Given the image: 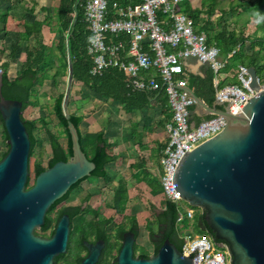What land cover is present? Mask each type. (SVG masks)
<instances>
[{"label":"water","instance_id":"1","mask_svg":"<svg viewBox=\"0 0 264 264\" xmlns=\"http://www.w3.org/2000/svg\"><path fill=\"white\" fill-rule=\"evenodd\" d=\"M69 75L63 113L73 144V157L39 174L30 188L31 139L23 120V102L6 99L0 69V114L6 129L9 151L0 160V264H54L67 252L70 217L64 215L50 239L36 235L45 224L51 207L79 181L96 169L82 150L77 128L71 121L70 97L74 68L68 53ZM250 88L259 90L255 68H248ZM203 115L224 117L225 129L186 153L174 176L175 193L190 207L204 212V220L215 241L225 242L230 264H264V91L249 100L243 114L207 105L188 88ZM216 241V242H217ZM184 243V242H183ZM218 243V242H217ZM134 239L125 240L118 264H193L199 249L185 256L170 240L145 260H133ZM92 252L81 264H95Z\"/></svg>","mask_w":264,"mask_h":264},{"label":"trees","instance_id":"2","mask_svg":"<svg viewBox=\"0 0 264 264\" xmlns=\"http://www.w3.org/2000/svg\"><path fill=\"white\" fill-rule=\"evenodd\" d=\"M228 11L220 8L222 0H201L200 8L191 6L190 1L186 2L181 10L190 16L195 23V32L198 34H205L207 43L210 46L217 47L220 50V56L223 59H228V56L235 51V54L230 59V64L233 69H237L239 65L255 68L260 81L264 83V0H229ZM68 6L64 11L63 28L61 33L64 37L60 38L55 48L59 54H55L54 50L42 46L35 48L28 53L26 62L22 69L18 72L17 77L10 79L8 75L9 65L2 64L0 69L3 71V86L2 93L6 99L19 100L23 102V112L29 107L30 100L33 95H36L38 88L43 87L46 81L53 82V88L59 89L62 79L68 77L69 64L67 60L68 52L71 54L73 68H74V85L80 84L88 86L96 94L103 99L121 102L127 109L143 110L152 101L157 100L162 106V113L165 117V125L172 121L173 114L168 101V96L165 89H161L156 93L133 92L129 89L126 76L117 69H110L101 75L93 76L91 74L93 59L88 54V44L90 38V31L85 20L83 11L79 10L75 17L70 14L75 12L72 0H66ZM220 16L217 20H213L216 13ZM231 15V18L228 15ZM8 12L3 13L2 21L6 22ZM256 25V33L259 37H251L248 29L252 24ZM31 35L27 33L26 36ZM247 44L250 45V50H247ZM3 53V52H2ZM0 53V56L2 55ZM229 70V69H227ZM54 72V73H53ZM204 77L189 76L191 87L194 89L196 95L202 99L207 105L215 106L216 89L214 86V73L205 66L203 68ZM232 84H237V80H231ZM73 85V86H74ZM225 85L224 83L222 86ZM63 90L59 92L54 100V114L59 120L61 127L64 129L66 136V143L63 144L60 137L47 128L43 120H24L26 128L31 139V153H30V170L31 162L36 154V150L41 146V142L37 139L35 131L38 130V123L43 124L46 133L49 137L51 146V157L45 163L42 159L37 158L34 163V175L36 177L47 169L53 167L58 162H68L73 157V144L68 130V121L63 113V99L65 95ZM196 106L191 108L192 121L200 123L203 119H210L213 116H198ZM224 109L223 107H218ZM69 110L71 121L78 130L80 136V143L82 150L87 158L96 164V169L90 177H87L77 184L72 186L69 192L59 201H57L50 209L46 219L48 223L52 222L50 216L55 206L70 197V195L78 189L85 181H90V178L101 179L105 184H110L113 179L107 172V166L116 161V156L109 154V148L113 144L109 142L104 131L84 135L81 131V123L84 117L76 115L71 109V102H69ZM0 123L3 127V132L0 138L3 137L7 146V151L0 156L2 160L9 151L7 145L8 135L4 127V123L0 114ZM163 148V146H162ZM162 150V149H161ZM160 150V151H161ZM133 185L145 183L148 187V194L153 198H161L163 196V189L158 177L152 175L149 171L143 170L138 175L132 176ZM119 188L111 192L110 199H106L101 208L111 209L118 215H124L127 210V203L129 201V185L125 180H121ZM31 177H29L27 187L30 188ZM90 197V196H89ZM88 200V199H87ZM160 213L147 221V231L151 237H154L158 231L163 232V240L158 243L155 253L159 251L165 240H170L181 251L183 240L182 232L178 226V218L184 213V210L178 204L168 201H160ZM100 208V209H101ZM99 209V210H100ZM196 210L194 221L191 226L195 230V234H208L214 238L213 232L210 230L204 220V212L200 209ZM97 211L96 216H101ZM91 213L90 209L86 211V215ZM103 216V214H102ZM109 218L106 222H112ZM156 225L157 230L154 229ZM184 227H190L189 222H184ZM46 227H41V230ZM217 241V240H216ZM218 243L225 242L217 241Z\"/></svg>","mask_w":264,"mask_h":264},{"label":"built area","instance_id":"3","mask_svg":"<svg viewBox=\"0 0 264 264\" xmlns=\"http://www.w3.org/2000/svg\"><path fill=\"white\" fill-rule=\"evenodd\" d=\"M73 14L83 11L91 35L88 54L93 59L91 74L101 75L117 69L126 76L133 92L156 93L165 89L173 114L167 125L168 141L161 151L157 177L163 189V200L178 204L184 213L178 218L185 256L198 254L193 264H230L227 246L208 234H195L191 227L196 210L186 204L173 188V176L186 153L219 135L226 127L224 117L217 115L192 121L191 108L196 100L188 91V61L195 60L214 73L215 101L233 115L243 114L251 98L264 91L250 88L248 67L233 69L230 59H223L217 47L207 43L205 34L195 32L194 20L181 8L188 0H72ZM237 84L221 86L224 71ZM209 116V115H205Z\"/></svg>","mask_w":264,"mask_h":264},{"label":"crops","instance_id":"4","mask_svg":"<svg viewBox=\"0 0 264 264\" xmlns=\"http://www.w3.org/2000/svg\"><path fill=\"white\" fill-rule=\"evenodd\" d=\"M190 3L194 8H200L197 4L195 5L193 2ZM67 6L68 3L66 0H0V53L3 52L0 56V66L2 64L9 65L8 75L11 80L17 77L18 72L22 69L28 53H30L31 50L42 46L52 50L55 48L57 41L64 37V34L61 33L64 24L62 18ZM4 12H8L5 23L2 21ZM70 16L75 17L76 14L72 13ZM29 32L31 35L26 36ZM248 32L251 37L260 36V34L256 33V25L254 23L249 26ZM53 50L55 54H59L56 49ZM247 50H250L249 44H247ZM204 67V65H201L195 60H189L187 71L190 75L204 77ZM229 72L230 70H225L223 72L224 79L221 81V86L223 83L225 85L232 84L229 82L235 79L228 77ZM64 79H62L63 81L59 89L61 85H63ZM47 82L50 84L49 89H52L51 86L53 87V82L50 80L45 83ZM43 86L45 87V84ZM73 87L70 97L71 109L76 115L84 117L81 123L82 133L86 135L100 131L105 132L109 142L113 144L108 150L109 154L116 156V161L107 166V172L112 179L114 177L113 175H119L122 177L120 181L125 180L130 183L129 201L127 203V210L123 216H136L139 221L141 233L143 232L142 234L145 233L148 235L149 233L146 228L150 215L142 220V207L135 205L137 200L134 199L136 197V191H139L138 189L144 191L145 194H148L149 189L145 183L133 185L131 184V180L133 175H138L143 170H147L157 177L159 169L161 168V151L168 141V134L166 131L167 125H165V117L162 113L161 104L157 100H154L143 110H138L134 108L127 109L121 102L106 99L107 115L104 122H102V126H104L84 131L83 124L85 121L90 123V120L84 113L79 114V111L76 109V104L89 100L100 102L103 98L92 91L88 86L76 84ZM189 88L193 89L190 85V81ZM59 89L54 88V91L50 90L54 100L60 92ZM34 105L31 98L29 107L23 112V118L25 120H35L30 116ZM83 108L86 109L87 106L85 105ZM150 111H154L153 114L150 113L149 115ZM195 113L200 117H205L198 108H196ZM145 114H147L149 120H145ZM39 120H42V118ZM41 127H43L42 123ZM159 127L162 128V132L158 130ZM100 181L103 180L99 179L98 182ZM119 183L116 184L117 187L113 189V191L119 188ZM108 185L109 184L106 186ZM90 192L92 196L90 203L92 208L95 210L100 209L101 205L95 204L97 201H93L95 197L93 196L94 193L91 190ZM110 197L111 195H106L103 201H106V199ZM146 199L151 203L154 202V199H157V206L152 203L151 208H153V211L155 209L160 210L159 203L162 201L163 196L161 198H153L148 194ZM129 210L131 212L127 213ZM108 212L114 213L113 210L106 209V216ZM142 243H145L144 239Z\"/></svg>","mask_w":264,"mask_h":264},{"label":"flooded vegetation","instance_id":"5","mask_svg":"<svg viewBox=\"0 0 264 264\" xmlns=\"http://www.w3.org/2000/svg\"><path fill=\"white\" fill-rule=\"evenodd\" d=\"M79 188L75 190L78 193L76 197L72 199L75 192L73 191L68 199L55 206L50 214L52 222L46 226L48 223L46 219L43 225L46 229L36 231L37 236L50 239L62 217L69 215L70 234L67 252L57 255L54 264H81L92 252L97 253L98 259L95 264H118L122 246L129 237L134 239L131 256L133 260H145L156 254V247L163 240V232L160 234L157 231L154 237L148 234V241L142 243L141 228L136 216H124L119 222L115 219L106 222L109 218L105 213L103 216H96L95 213L99 210L93 209L90 204L91 192L80 191ZM88 209L91 213L86 215ZM159 213L160 210L155 209L150 216L155 217Z\"/></svg>","mask_w":264,"mask_h":264},{"label":"rangeland","instance_id":"6","mask_svg":"<svg viewBox=\"0 0 264 264\" xmlns=\"http://www.w3.org/2000/svg\"><path fill=\"white\" fill-rule=\"evenodd\" d=\"M190 2H193L195 5L197 4L198 6L201 5V0H188ZM229 0H222V4L220 5V8H224V10L228 11L229 9ZM220 16V13L217 12L216 15L213 17V20H217L218 17ZM229 18H231V15H228ZM67 82H68V77L64 79L63 85H61L59 91L66 90L67 88ZM50 84L49 82L45 83V87L38 88V92L36 95L32 96V103L35 104L32 107L31 111V118L35 120H39L42 118L43 122L47 126L49 130H51L53 133L57 134L60 137V140L63 144L66 143V136L64 133V129L61 127L58 119L56 118L54 111H53V103H54V97L52 96V93H50V90H53L54 88L51 86L52 89H49ZM74 88V87H73ZM76 90V88H75ZM54 91V90H53ZM73 91V89H72ZM98 98V97H97ZM87 106L86 109L83 107L85 105ZM76 109L79 111V114L84 113L85 116H87L90 120V123L88 121H85L83 124V130H92L96 127H103L102 122H104V119L106 118V100L101 99L100 102L95 100H89V101H84V102H79L76 104ZM154 112V111H153ZM152 111L149 112L153 114ZM148 115V116H149ZM145 120H149L147 118V114H145ZM159 131L162 132V128L159 127ZM3 132V127L0 123V134ZM35 135L37 139L41 142V146H39L36 150V154L32 159L31 162V170H30V177H31V185H34L35 183V175H34V163L37 160V158H40L43 160V162H47L50 157H51V146H50V141L49 137L46 133V129L41 127V123H38V130L35 131ZM7 151V146L5 141H3V137L0 138V156L4 154ZM113 182L110 183L108 186L104 184L103 181L98 182V180L90 178V181H85L81 186H80V191L85 190V191H92L94 193L93 196L94 199L93 201L95 204H100L103 206L105 201H103L106 198V195L109 196L111 195V192L113 189L117 187V183H119L120 178H122L119 175H113ZM139 191H136V197L134 200H137V203L135 205L141 206L142 207V212H141V218L144 220L146 216L150 215L153 213V208H151V204L154 203L156 206L158 204L157 199H154V202H150L149 200L146 199L148 194H145L144 191L141 189H138ZM76 194H78L76 191L73 193L72 199L76 197ZM109 194V195H108ZM110 199V198H109ZM108 199V200H109ZM99 210V209H98ZM131 211L129 210L130 213ZM101 216L102 214L106 213V209L101 208L98 212ZM109 218L115 219L117 222H119L124 216L123 215H118L115 212H108L107 216ZM150 219H154L153 216H150ZM154 229L157 230L156 225L154 226ZM192 233H195L194 228L188 227ZM143 230V229H142ZM143 233V232H142ZM141 233V234H142ZM145 234V233H144ZM142 234L141 235V242L148 241V235L147 234Z\"/></svg>","mask_w":264,"mask_h":264}]
</instances>
